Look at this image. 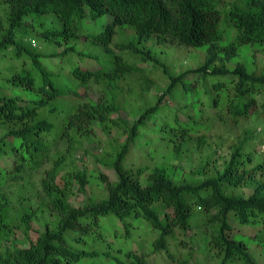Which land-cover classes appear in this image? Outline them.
<instances>
[{
  "label": "trees",
  "instance_id": "1",
  "mask_svg": "<svg viewBox=\"0 0 264 264\" xmlns=\"http://www.w3.org/2000/svg\"><path fill=\"white\" fill-rule=\"evenodd\" d=\"M101 19L103 30L88 33ZM85 41L109 62L75 65L95 59L76 49ZM160 45L206 58L178 71L153 51ZM130 106L140 113L132 124L121 117ZM254 114L264 115V0H0V264H259L264 154L247 149V130L220 168L224 142L212 134ZM114 131L122 141L103 164L112 183L77 161L86 142ZM135 150L161 162L127 168ZM192 152L204 155L186 172ZM92 178L101 200L87 194Z\"/></svg>",
  "mask_w": 264,
  "mask_h": 264
},
{
  "label": "rangeland",
  "instance_id": "2",
  "mask_svg": "<svg viewBox=\"0 0 264 264\" xmlns=\"http://www.w3.org/2000/svg\"><path fill=\"white\" fill-rule=\"evenodd\" d=\"M106 24V20H99L98 23L89 25L86 28L88 33H99L103 30L104 25ZM152 42L145 43L143 42L141 45L144 48H152L153 45H149ZM42 44V45H41ZM41 44H38L36 47L39 49H42V46L44 43L41 42ZM161 46V45H160ZM158 46L157 49L153 48V51L157 53V55L162 59L164 62L171 64L173 68H177V70H182L187 69V68H192L199 64L202 60V55L205 57L206 51L204 49H193V48H187V47H180V46H173V45H164V46ZM76 49L78 51H84V53L95 57V59L92 60H87V59H80L78 60L77 57L75 56V65H82L83 67L86 65H92V67H102L103 65H106L109 62L110 57L108 56V53L106 50L96 44H94L92 41H85V42H80L77 43ZM120 51H118L119 53ZM260 55V54H259ZM262 57V55H260ZM203 58V59H204ZM242 62L246 61V58L248 59V62H251L249 59V55L245 56L242 55L239 57ZM263 60V59H262ZM261 60V61H262ZM138 64L140 67H144L146 70H153L155 69L152 66V63H143L141 61H138ZM179 66H182L178 69ZM96 67V68H97ZM149 74V71H147ZM155 76L159 77L156 74H149V77L151 79H154ZM195 77V76H194ZM193 77V78H194ZM136 79V78H134ZM165 80V79H164ZM71 84V83H69ZM123 89L124 90H128ZM10 91L9 93L12 95L14 94L15 91ZM158 90H155L152 93V96L150 97V101H153L155 96L157 95ZM196 92V91H195ZM141 93L137 90L131 91L130 92V97H131V103L134 106L141 105L142 98H141ZM191 94V91H190ZM176 95H179V91L177 94H174V97L172 99L176 100ZM196 98L198 97L197 94ZM144 101H147V98H144ZM142 102V103H141ZM130 109H135L134 113L131 110H123L121 113V117L126 119L129 124L133 123V120L135 118V115H139L140 113L138 112L139 110L134 108L133 106H130ZM136 111V112H135ZM212 112V111H211ZM137 113V114H136ZM214 114L216 111L214 110ZM256 114V113H255ZM253 115L251 116L250 120L248 121H242L239 125H234L230 123L228 126L224 125H219L217 127H220L218 129H214L212 134L217 135V137L220 136L221 141L224 142V145L220 151L216 152L215 154V159L217 160L220 168H222V165L224 163V160H227L230 158V153H229V145L233 143H237L239 140L243 139V134H245V131H249L251 135H253L252 142L247 145V149L253 150L256 148V152L260 154H264V143H261L264 141V115ZM205 115V114H204ZM216 126V124H215ZM216 140V139H215ZM119 141H122V138L116 133L115 131L111 134L105 135V134H100L99 137L95 141H90L85 143V148L87 149L88 153L82 152L81 155L78 157L77 165L81 170H86L89 174H93L94 176L99 175L102 173L103 175L107 176V178L112 182H116L117 177L115 172L111 169L108 168L107 166H103L105 162H110L107 153H113L114 148L118 146ZM214 141V140H213ZM219 140H216L218 142ZM214 149L217 150V145H214ZM212 151V150H210ZM208 151H205V155ZM213 152V151H212ZM201 155L203 156L204 154L201 152H192L189 153V160L184 162V165L182 167L185 168L186 172H189L191 169L189 166H187V163H191L193 168L197 166L201 160ZM82 156V157H81ZM149 162L150 166H155L159 164L161 161H157L156 157L154 155H151L150 153H144L140 152L138 150H135L134 153L131 154L129 159L126 161V167L130 166V168H138L139 166V161L145 159ZM214 158V154H212ZM159 162V163H158ZM190 169V170H189ZM184 172V171H183ZM185 173H181L179 179H182L184 177ZM186 179L188 181H193L190 176H186ZM96 183L95 178L91 179V186L88 188V196L92 197H97L98 200L103 199L106 195L103 193V186L98 187L97 189L94 184ZM100 192V193H99ZM239 193H244L248 195L251 193V190H238ZM97 195V196H96ZM73 205L75 206H82L84 202H86L85 196L83 195H76L73 197L71 200ZM42 220L48 221L52 219V216L49 212H46L43 214ZM234 232L233 233H238V234H243L246 236H253L254 234V229L251 227H241L239 225L234 224ZM35 229L37 230H43V227L38 224H35ZM192 236L191 234H189ZM24 236L21 233H18V246H26L27 243L24 241ZM259 248H256L255 245L252 246V251L253 254L255 255V259L259 262V264H264V247L258 246ZM256 251V252H255Z\"/></svg>",
  "mask_w": 264,
  "mask_h": 264
},
{
  "label": "built area",
  "instance_id": "3",
  "mask_svg": "<svg viewBox=\"0 0 264 264\" xmlns=\"http://www.w3.org/2000/svg\"><path fill=\"white\" fill-rule=\"evenodd\" d=\"M33 45L36 47V43H33Z\"/></svg>",
  "mask_w": 264,
  "mask_h": 264
}]
</instances>
